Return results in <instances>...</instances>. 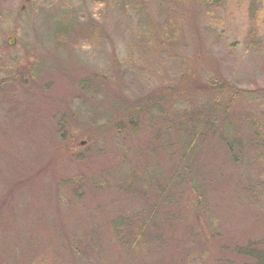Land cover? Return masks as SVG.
<instances>
[{
  "label": "rangeland",
  "instance_id": "rangeland-1",
  "mask_svg": "<svg viewBox=\"0 0 264 264\" xmlns=\"http://www.w3.org/2000/svg\"><path fill=\"white\" fill-rule=\"evenodd\" d=\"M257 128L264 0H0V264H264Z\"/></svg>",
  "mask_w": 264,
  "mask_h": 264
},
{
  "label": "trees",
  "instance_id": "trees-1",
  "mask_svg": "<svg viewBox=\"0 0 264 264\" xmlns=\"http://www.w3.org/2000/svg\"><path fill=\"white\" fill-rule=\"evenodd\" d=\"M148 34V33H147ZM166 34H168V29L167 30H164V35H166ZM183 123V125L184 126H186V122L184 121V122H182ZM254 124H256L255 122H254ZM258 129V132H257V134H258V136L260 137V138H262L261 140H259V141H261V142H264V137L262 136V135H264L263 133V131H261L259 128H257Z\"/></svg>",
  "mask_w": 264,
  "mask_h": 264
},
{
  "label": "water",
  "instance_id": "water-1",
  "mask_svg": "<svg viewBox=\"0 0 264 264\" xmlns=\"http://www.w3.org/2000/svg\"><path fill=\"white\" fill-rule=\"evenodd\" d=\"M15 41H16V38L15 37H10L9 38V44L10 45H13L15 43Z\"/></svg>",
  "mask_w": 264,
  "mask_h": 264
}]
</instances>
